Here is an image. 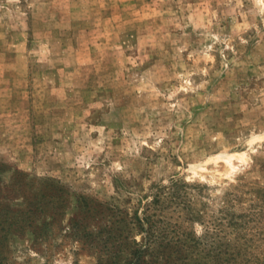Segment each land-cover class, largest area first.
I'll use <instances>...</instances> for the list:
<instances>
[{
    "label": "rangeland",
    "instance_id": "1",
    "mask_svg": "<svg viewBox=\"0 0 264 264\" xmlns=\"http://www.w3.org/2000/svg\"><path fill=\"white\" fill-rule=\"evenodd\" d=\"M0 264H264V0H0Z\"/></svg>",
    "mask_w": 264,
    "mask_h": 264
},
{
    "label": "bare ground",
    "instance_id": "2",
    "mask_svg": "<svg viewBox=\"0 0 264 264\" xmlns=\"http://www.w3.org/2000/svg\"><path fill=\"white\" fill-rule=\"evenodd\" d=\"M245 156L244 155H242L240 158H241V160H244L245 158H244ZM247 160V159H246ZM230 163V162H229ZM232 163V162H231Z\"/></svg>",
    "mask_w": 264,
    "mask_h": 264
}]
</instances>
